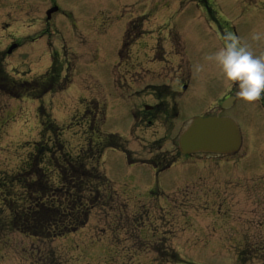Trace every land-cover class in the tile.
Masks as SVG:
<instances>
[{
	"label": "rangeland",
	"instance_id": "374dc122",
	"mask_svg": "<svg viewBox=\"0 0 264 264\" xmlns=\"http://www.w3.org/2000/svg\"><path fill=\"white\" fill-rule=\"evenodd\" d=\"M44 1L22 0V4L26 8L37 4L40 18ZM53 2L59 13L50 19L48 38L28 40L11 59L19 61V79L26 85V78L42 76L35 64L46 59L48 68L53 66L54 89L37 102L27 98L18 102L0 94V171L20 170L35 143L55 151L56 142L62 141V150L76 155L97 141L87 133L92 129L98 138L115 136L117 147L127 149V158L123 151H104L101 165L112 191L83 228L52 242L10 233L0 246V264H43L49 259L52 264H239L234 254H228V235L239 244L243 238L258 239L264 249L260 165L264 156L257 155L264 153L261 135L253 137L251 148L244 146L238 156L224 161L217 179L208 177L215 162L182 159L169 170H163L166 164L152 168L157 163L154 157L176 155L169 138L175 139L183 125L201 115L218 114L239 126L259 123L261 133L262 108L256 101H242L238 89L227 87L218 68L204 57L222 46L228 32L240 37L254 54H264V0ZM11 20L8 15L0 19V31ZM256 32L261 34L259 40L252 39ZM179 80L187 89L176 90L175 126L164 132L155 125L148 132L136 129L129 134L131 111L160 99L172 105ZM227 95H235L234 100L221 111L218 105L230 98ZM38 106L48 108L51 120L61 126L63 131L56 130L64 132L60 140L41 124L48 111ZM86 106L92 111V129L85 121ZM160 136L166 137L165 143L155 142ZM250 153L253 158L247 160ZM48 157H43L41 167L50 165ZM223 174L228 175L224 182L218 180ZM164 243L176 252V259L169 257L170 252L160 254Z\"/></svg>",
	"mask_w": 264,
	"mask_h": 264
},
{
	"label": "trees",
	"instance_id": "16d2710c",
	"mask_svg": "<svg viewBox=\"0 0 264 264\" xmlns=\"http://www.w3.org/2000/svg\"><path fill=\"white\" fill-rule=\"evenodd\" d=\"M57 144L55 151L37 145L27 169L0 174V234L52 242L83 228L102 200L105 206L112 190L98 168L100 146L72 155ZM47 154L51 163L41 167Z\"/></svg>",
	"mask_w": 264,
	"mask_h": 264
},
{
	"label": "flooded vegetation",
	"instance_id": "af4514ba",
	"mask_svg": "<svg viewBox=\"0 0 264 264\" xmlns=\"http://www.w3.org/2000/svg\"><path fill=\"white\" fill-rule=\"evenodd\" d=\"M51 6H53L52 1L44 2V14L42 13L41 17L39 18L36 13V4L31 8H26V10H23L21 8V0H6V2L4 0H0V19H3V17L6 15L12 17L11 22H6L3 30L0 31V94L18 96L21 94V92H29V90L35 93H44L48 90L49 85H51L52 74H50V67L48 68V66H46L45 71L41 74L42 76L40 75V78L38 76L26 78L29 82V85H26L19 79V71H21L19 67V61H16L13 58L11 59L13 54L20 52V48L26 45V43H29L28 40H32V42L35 43L39 38H48L51 30V20L46 19L45 13L49 8H51ZM22 33L24 35L26 33L33 35L22 37ZM41 67H44L43 63H41ZM25 74L26 77H28L30 73ZM49 75H51L50 79ZM157 87V85L151 86L153 89H156ZM179 88H182V90L185 91L187 89L186 83L179 80L178 86L176 84V89L172 92V105H169L167 100L162 101L160 99L154 105H149L148 109H144L145 106L143 105L136 111H131L132 123L135 124L136 128L141 129L145 133L147 128L155 125L156 128L164 130V132L166 131V128L170 129L171 127H174L175 119L178 118L179 115V107H177L178 104L176 101V98L179 99V97H177L179 92L176 91L177 89L179 90ZM229 96L230 95H227L226 98ZM256 102L264 111V94H262V97ZM218 108L221 110V104H219ZM169 116L173 117V119H169ZM218 117H220V115H218ZM132 123L130 125H132ZM253 125V122L249 121L246 123V125L244 124L243 126H239V130L243 139L242 146H245L246 148H251L255 144L253 137L257 135H261L262 142L264 143V125L261 128V133L258 128L259 123L255 127ZM161 139L164 138L160 136L158 140ZM176 139L177 136L175 139L172 137L169 138L170 142L177 148ZM259 154L264 156V153L257 152V155ZM250 155H252V153H250L249 156ZM252 158L253 157L250 156V158H247V160ZM202 160H205L206 162L208 161L210 165L211 163L215 162L213 167H211V165L208 168V171H212L211 175L208 177H211L212 179H217L219 173L218 169L221 167V164L223 165L224 161H228L225 157L212 154L202 155L200 161ZM256 160H258L257 157ZM166 161V157L163 155L160 159H156V162L159 166L165 164ZM260 165L264 167V163H261ZM155 166H157V164H155ZM227 177L228 175L223 174L218 180L224 182ZM251 250L253 252H251ZM247 252L250 254L254 253L255 259H253V261L262 264L263 250L261 248V241L257 239L254 240V242L249 243V245L244 244L240 253H243L245 256Z\"/></svg>",
	"mask_w": 264,
	"mask_h": 264
},
{
	"label": "clouds",
	"instance_id": "9594fccd",
	"mask_svg": "<svg viewBox=\"0 0 264 264\" xmlns=\"http://www.w3.org/2000/svg\"><path fill=\"white\" fill-rule=\"evenodd\" d=\"M260 38V33H253V40ZM222 40V46L204 59L218 68L227 87L238 89L236 95L242 101L253 103L259 100L264 94V54H254L240 37L231 32Z\"/></svg>",
	"mask_w": 264,
	"mask_h": 264
},
{
	"label": "water",
	"instance_id": "95a60500",
	"mask_svg": "<svg viewBox=\"0 0 264 264\" xmlns=\"http://www.w3.org/2000/svg\"><path fill=\"white\" fill-rule=\"evenodd\" d=\"M56 10H50L48 15ZM239 146L237 126L228 118H195L179 137V150L182 154H227L235 152Z\"/></svg>",
	"mask_w": 264,
	"mask_h": 264
}]
</instances>
